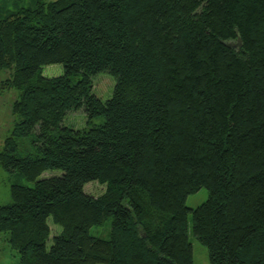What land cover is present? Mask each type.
I'll use <instances>...</instances> for the list:
<instances>
[{"label":"trees","instance_id":"1","mask_svg":"<svg viewBox=\"0 0 264 264\" xmlns=\"http://www.w3.org/2000/svg\"><path fill=\"white\" fill-rule=\"evenodd\" d=\"M27 2L0 0V87L19 91L0 167L34 182L0 204L17 264H193L189 212L209 264H264V0ZM77 110L86 127L64 125Z\"/></svg>","mask_w":264,"mask_h":264},{"label":"rangeland","instance_id":"2","mask_svg":"<svg viewBox=\"0 0 264 264\" xmlns=\"http://www.w3.org/2000/svg\"><path fill=\"white\" fill-rule=\"evenodd\" d=\"M28 0H23V5H26ZM49 1V0H46ZM11 5H8L10 8ZM45 76H58L63 73L62 64H49L45 65L42 69ZM9 77V70L3 69L0 71V80ZM92 92L102 100H106L111 97L115 78L108 72H100L92 77ZM19 96V91L14 88L0 87V149L2 148L3 141L7 137L13 128L16 116L11 112L12 103ZM87 117L82 110L68 112L63 118V124L75 129L86 127ZM94 123L102 122V117H97L93 120ZM61 171L59 169L45 170L37 179L59 175ZM14 182H18L24 185L33 186L34 182L27 181L18 174H12L9 171L0 167V204H9L11 202L10 197V185ZM83 190L93 196H98L104 191V186L97 181H89L83 186ZM208 195V190L204 187L198 191L189 194L186 199V206L195 208L201 204ZM50 227V235L47 240V245H50L52 236L59 234L61 227L54 224L52 220L48 219ZM191 213L187 215V227L188 237L192 243L193 248V264H209L207 248L199 241L197 237L192 234L191 231ZM110 229V220L101 226H92L90 233L93 236L107 237ZM8 232L0 231V264H17L19 259L18 252L12 248L8 242Z\"/></svg>","mask_w":264,"mask_h":264}]
</instances>
